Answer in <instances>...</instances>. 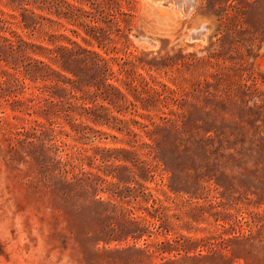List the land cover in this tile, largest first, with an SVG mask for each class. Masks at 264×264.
<instances>
[{"label": "rangeland", "instance_id": "1", "mask_svg": "<svg viewBox=\"0 0 264 264\" xmlns=\"http://www.w3.org/2000/svg\"><path fill=\"white\" fill-rule=\"evenodd\" d=\"M65 1L0 0V264H264V0Z\"/></svg>", "mask_w": 264, "mask_h": 264}, {"label": "trees", "instance_id": "2", "mask_svg": "<svg viewBox=\"0 0 264 264\" xmlns=\"http://www.w3.org/2000/svg\"><path fill=\"white\" fill-rule=\"evenodd\" d=\"M53 2L56 1V8H59L60 6H64L65 9V14H70L72 13V16H74V18L78 19L81 16V13L83 12V9L81 7H78L76 5L70 4L68 2H66L65 0H52ZM58 10V9H56Z\"/></svg>", "mask_w": 264, "mask_h": 264}, {"label": "bare ground", "instance_id": "3", "mask_svg": "<svg viewBox=\"0 0 264 264\" xmlns=\"http://www.w3.org/2000/svg\"><path fill=\"white\" fill-rule=\"evenodd\" d=\"M194 37V36H193Z\"/></svg>", "mask_w": 264, "mask_h": 264}]
</instances>
